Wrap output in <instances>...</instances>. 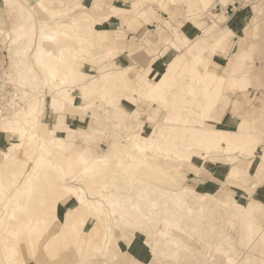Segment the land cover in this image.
<instances>
[{"label": "rangeland", "instance_id": "374dc122", "mask_svg": "<svg viewBox=\"0 0 264 264\" xmlns=\"http://www.w3.org/2000/svg\"><path fill=\"white\" fill-rule=\"evenodd\" d=\"M81 2L0 0V67L41 136L0 128V264H264V0Z\"/></svg>", "mask_w": 264, "mask_h": 264}, {"label": "bare ground", "instance_id": "6f19581e", "mask_svg": "<svg viewBox=\"0 0 264 264\" xmlns=\"http://www.w3.org/2000/svg\"><path fill=\"white\" fill-rule=\"evenodd\" d=\"M219 17H221L223 19V21L226 23L227 22V17L225 15H220ZM19 34V33H18ZM7 36H10V33H6ZM22 37V34H21ZM43 37L45 39L48 40H55L56 39V33L55 34H46L44 33ZM20 38V37H19ZM35 56H36V61L40 64V66L42 64H44L47 59L45 58H51V59H55V60H60L59 57L60 56H55L52 51H50L49 49H47L46 47L43 46H39L36 48L35 50ZM46 61H44V60ZM50 60V59H49ZM25 77L27 76V74H24ZM35 76H32L30 78V82L33 84V78ZM11 80V77H10ZM9 80V81H10ZM18 84L17 86L14 85V100H15V106L13 107L12 112L10 113V115L7 116H0V128H7L10 132L14 133L16 135L17 141H15V146L14 147H21L23 142H28V141H34V140H40L41 136L39 131H36V127H37V119H36V114L35 112L38 110V105L36 103H32L33 100L32 98L28 99L27 101L23 98L24 97L22 94L20 95L18 93ZM23 90V89H22ZM219 94H217L216 99L218 98ZM1 130V129H0ZM56 133V130H53V133ZM54 133V134H55ZM39 138V139H38ZM49 140H51V142L54 143V139L53 137H50ZM136 146L138 149L142 150V146L140 145V143H138L137 141H135ZM187 149V145L185 146ZM13 147H10L9 150H12ZM42 153V152H41ZM102 164H96V163H92V164H88V165H83V167H86L85 169H82V173L84 172L87 173L89 171H92L93 169H99V166L102 165H106L107 164V159H101ZM38 166H42V164L40 162L37 163ZM74 179L76 178L75 175ZM79 176V175H77ZM35 177V176H32ZM32 177H30L28 179V183L32 184ZM80 177V176H79ZM73 179V180H74ZM32 191H33V185L27 187V196H31L32 195ZM20 194V193H19ZM151 200V205H156V201L154 199H150ZM72 201H74V199H72ZM22 204L21 203H15V207H20ZM132 208L134 209V211L139 214L141 217H144L145 219H149V214L147 212H145L140 206L139 204H132ZM100 205L96 202V201H92L91 202V208L93 210H98L100 209L99 207ZM188 213H192L193 212V208L191 206L188 207L187 209ZM37 221H39V216L37 217ZM177 223H179L178 220H176ZM94 238H90V246L94 247V248H100L106 255L108 254V251L110 249V245L112 244L111 239L109 240L108 235L107 237H104V235H100L99 233L94 235ZM30 239H35V236L33 238ZM146 242L149 243V241L146 240ZM34 243V241H33ZM97 249V250H98ZM228 262H230L229 264H240L237 260H235L234 258L231 259V257H229Z\"/></svg>", "mask_w": 264, "mask_h": 264}, {"label": "crops", "instance_id": "0c3cea01", "mask_svg": "<svg viewBox=\"0 0 264 264\" xmlns=\"http://www.w3.org/2000/svg\"><path fill=\"white\" fill-rule=\"evenodd\" d=\"M63 1L66 4H69V3H71L72 5L81 4V5L85 6L81 1H84L85 3H90V2L93 3L94 1H101V0H81V1H78V0L77 1L63 0ZM102 1H104V0H102ZM216 1H222V2H225V3L228 2V0H174V1L173 0H168V5L169 4H176V3H179V2H186L190 12H198L199 10H206L208 5H211L212 2H213V4H215ZM160 14L166 15L167 13L166 12H162ZM175 16H173V18ZM246 19H247V15H245V13H243L242 10L238 7V11L232 17L228 18V20H227V23L229 24V27H230V31L233 32V33H236L238 35L240 32H242L244 30L245 27H246L245 28V30H246L248 28V25L246 26ZM139 23H141V25H139L138 29L141 30V31L144 29L145 24L147 26L151 25L149 23L147 24V22H145L143 20H140V19H139ZM248 30H249V28L247 29V31ZM136 59H137L138 62H143L145 60V58H140L139 56H137ZM224 90L225 89H223L222 92H220L221 94H219L218 98L215 100V103L218 100V105H219V102H220V100H221V98L223 96ZM215 103H214L213 106H215ZM236 106L239 107V105H236ZM84 116H83V114L81 116L77 115V118H78V120L80 122H84V120H83ZM86 118H87V115L85 116V119Z\"/></svg>", "mask_w": 264, "mask_h": 264}, {"label": "built area", "instance_id": "2783aa9c", "mask_svg": "<svg viewBox=\"0 0 264 264\" xmlns=\"http://www.w3.org/2000/svg\"><path fill=\"white\" fill-rule=\"evenodd\" d=\"M220 10L227 18H230L238 11V7L229 4L226 7L220 8ZM14 90L13 85L6 77L5 69L0 67V116H7L12 112L15 106Z\"/></svg>", "mask_w": 264, "mask_h": 264}, {"label": "snow or ice", "instance_id": "6c2138e0", "mask_svg": "<svg viewBox=\"0 0 264 264\" xmlns=\"http://www.w3.org/2000/svg\"><path fill=\"white\" fill-rule=\"evenodd\" d=\"M261 167L264 168V159L260 161ZM253 170L256 171L255 166H253Z\"/></svg>", "mask_w": 264, "mask_h": 264}]
</instances>
